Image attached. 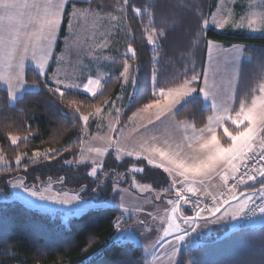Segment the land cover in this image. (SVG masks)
Segmentation results:
<instances>
[{"label": "snow or ice", "instance_id": "1", "mask_svg": "<svg viewBox=\"0 0 264 264\" xmlns=\"http://www.w3.org/2000/svg\"><path fill=\"white\" fill-rule=\"evenodd\" d=\"M78 2H82V0H0V62H4L7 68V71L0 72V83L7 86L10 107H14L15 103L22 100L30 90L39 93L41 84L50 95L58 97L61 104L71 111L72 120L81 122L80 144L81 154H83L85 143L83 128L87 127L92 113L84 114L82 102L66 100V97L77 91L96 97L102 93L104 84L100 78L91 76L87 77L85 82L82 73L78 78L79 83L70 80L67 75L61 72L65 57L57 56L54 51V46L60 39L59 31L63 26L66 14L67 27L71 29L68 36L65 37L69 41V48L76 41L77 26L80 21L95 16L91 5L88 9L77 10L75 6ZM69 3L72 4L71 12H68L67 9ZM259 6L264 8V0H261ZM129 8L137 17L143 18L145 14H148L151 19L152 13L148 11L147 7H136L131 3V0H123L122 5L119 8H114L113 11L123 13L126 20ZM219 9V13L214 14L211 20L207 18L203 20L200 27L205 35L201 36L198 32L196 37L198 41L207 39L206 33L210 25L214 24L219 30H223L225 27L228 20L225 13L230 10H226L223 4L219 6ZM255 15V13L252 14V16ZM105 18L110 27H118L120 20L118 15L109 12ZM245 19H247V23H245ZM258 22L260 27H256ZM233 24L235 27H247L252 32L259 31L264 35V12L260 13L258 20L252 17L241 18L239 22L234 21ZM149 28L147 42L152 46L154 53L150 77L151 97L148 103L143 104L140 111L156 109L157 112L155 120H149L143 128L146 132L157 129L159 122V125H163L165 129L179 130L180 138L175 143V148L172 145V132L170 131H161L159 135H151L139 145L138 149H129L121 144L119 135L121 129L117 128L116 124L119 123L125 108L136 100L140 90L139 66L137 65L136 74H132L129 72L131 66L128 59H125L123 62L124 71L120 73V78L123 79L122 88L131 84V91L127 93L128 102L118 106L116 101H122V96L117 97L116 100L104 101L105 105L109 103L112 105L111 111L115 113L116 124L110 125L111 132L115 135L107 137V143L103 148L89 147L88 153L95 155L84 156L83 159L91 160L92 167L87 175L94 179H99L98 173L103 172V163L97 161L95 156L103 157L105 154H111L110 150L115 152L117 162L127 156L134 157L136 161H146L149 166L162 168L163 172L167 173L171 179V185L164 191L174 190L176 199L167 201L169 205H172L171 214L168 216V225L164 229L163 236L153 245V250L157 251L165 244L175 251H180L182 248L187 250L186 238H189L191 233L196 232L203 225L226 220L229 217L232 221H238L241 218L250 219L254 216H264V60L257 65L255 76L251 78L244 90L241 89L238 70L231 71L226 78L218 79L217 70L214 69L210 81L208 66L197 71L195 64H192L191 67L185 65L182 71L174 73L171 82H182L178 83L176 87L166 89L161 86L159 76L162 73L158 68L160 41L167 38L166 27L158 28L150 23ZM128 34L132 35L130 28ZM107 35V33L104 34L105 38L96 45L97 48L108 47ZM213 47L214 42L207 39V51L210 58ZM223 51L225 53L231 51L234 54L224 61V70L228 71L229 69H238L239 64L243 61L242 54L249 49L246 45H234L231 50L224 49ZM88 54L92 55V51H89ZM124 55L126 57L130 55L135 60L136 50L131 43L128 44ZM97 59L99 57L93 56V60ZM103 59L110 58L105 56ZM247 59L251 63L253 57L249 55ZM53 60L57 65V71L50 75L48 70L51 68ZM26 62L33 64V71L39 77L38 82L28 84ZM110 78L106 75L105 82ZM192 104H199L202 111L211 113L199 128L194 122L188 126L183 120H174L182 108ZM101 111V107L95 108L96 114ZM192 120H196L195 113ZM149 125H151V129ZM8 139L12 145H16L21 138L9 134ZM23 139L27 141L29 137L26 136ZM72 147L75 145H69L62 151H69ZM60 155L61 150L50 149L43 154L33 152L31 160L33 163L41 158L51 161ZM20 162L21 156L17 155V167L20 166ZM81 162L76 161L77 164ZM64 163L71 166L72 161L64 160ZM0 164L7 165V161L2 156H0ZM5 170L11 171L7 167ZM131 171L142 173L145 169L133 165ZM229 171L231 176L228 174ZM213 173H223L221 179L228 190L227 195L232 200H240V207L235 211L228 210L232 205L224 192H221L219 196L209 193L211 203L201 200L198 195V193L207 192L204 178L210 179ZM104 175L107 176L108 173H104ZM177 177L181 179H177ZM197 178L201 179L197 180ZM64 180L65 177L61 176L59 183L63 185ZM229 180L232 181L231 185H229ZM248 182L253 183L249 184ZM8 183L12 188L20 189L26 194V196H22L17 192L15 195L18 199L24 200L29 207H40L36 203L37 201H51L62 206L65 214L70 215H75L88 207V202L83 201L79 194V191L84 190L83 188L71 193L66 190H56L54 195L51 194L54 191L51 177L43 187L36 184L28 185L21 177H15ZM197 183L204 186L203 190L194 186ZM255 184H259V187H255ZM185 185H188L186 189ZM241 185L245 186L246 190L249 188L251 190L247 192V195L241 191L237 196L235 189ZM144 187L148 188L149 186L145 185ZM112 190L114 192L123 191L115 184ZM157 199H160L159 195ZM181 202L184 205H192L193 214L191 216L177 215ZM226 205L228 207H225ZM118 206L122 209V215L129 211L123 204ZM49 211L57 210L49 209ZM140 223L144 224L145 222L141 220ZM114 224L119 239L121 238V218H117ZM232 227L238 229L241 225L235 223ZM169 236H172L174 244L167 240Z\"/></svg>", "mask_w": 264, "mask_h": 264}, {"label": "trees", "instance_id": "2", "mask_svg": "<svg viewBox=\"0 0 264 264\" xmlns=\"http://www.w3.org/2000/svg\"><path fill=\"white\" fill-rule=\"evenodd\" d=\"M217 1L131 0L136 7H147L152 13L151 19L148 14L140 18L131 8L128 10L125 21L132 35L127 39V45L131 43L136 50L135 60L131 56H117L110 66L108 76L111 78L104 82L102 93L92 97L74 92L66 100L82 102L84 114L94 113L95 108L102 107L105 100H115L122 89V63L128 59L132 74H136L139 66L140 90L136 100L120 116L118 125H125L151 97L150 77L154 53L146 37V28L150 29V23L158 28L165 26L167 31V38L160 41L159 48L161 86L167 89L182 82L171 81L173 74L182 71L185 65L191 67L195 64L197 71H201L206 62L207 39H210L227 45L243 43L248 47L249 51L243 53L240 68V85L244 90L255 76L257 65L264 60V37L240 33L222 34L209 28L207 39L198 41V32L201 36L205 35L200 26L215 10ZM122 3L123 0H90L78 2L77 5L83 8L91 5L92 9H99L107 15L109 12L117 14L113 9L119 8ZM70 5L67 7L68 12ZM67 23L66 14L56 52L61 50ZM249 55L253 57L251 63L247 59ZM26 79L30 84L39 81L38 75L30 67L26 70ZM40 89L39 93L34 91L24 95L14 107L8 105L7 92L0 91V153L7 161V165L0 168V264H145L141 246L115 240L117 229L114 222L122 215L117 207L89 209L79 216L64 219L57 212L32 209L9 197L8 181L15 177L23 178L28 185L41 187L51 177L54 190L71 193L83 188L79 191L81 199L99 203L119 201L120 192L112 190L114 184L135 193L137 190L134 183L148 185L152 192L160 193L170 186V178L162 170L133 158H123L117 162L111 150V154H106L102 162L103 172L98 173L99 179L88 176L92 166L76 163L81 149V122H74L71 111L61 104L58 97L50 95L42 84ZM129 91L131 87L126 94ZM194 113L195 121L192 120ZM210 114L202 111L199 104H192L182 108L176 118L194 122L199 128ZM9 134L21 138L16 145L11 144ZM26 136L29 137L27 141L23 139ZM69 145L75 147L62 151ZM50 149L61 150V155L51 161L41 158L36 163L32 162L33 152L43 154ZM17 155L21 156L19 167L16 164ZM64 160L72 161L71 166L65 164ZM133 165L144 167L145 171L133 173ZM6 167L11 171L5 170ZM61 176L65 177L63 185L59 183ZM243 190L251 189L246 190L244 187ZM223 233L224 236L207 238L183 251L178 259L179 264H264V225L236 230L227 235Z\"/></svg>", "mask_w": 264, "mask_h": 264}, {"label": "rangeland", "instance_id": "3", "mask_svg": "<svg viewBox=\"0 0 264 264\" xmlns=\"http://www.w3.org/2000/svg\"><path fill=\"white\" fill-rule=\"evenodd\" d=\"M245 1H251V2L256 3V4H248V5L244 6L243 4L245 3ZM260 2H261V0H221L220 5L223 4L225 6L226 10H228L227 7L234 6V4H236L237 6H239V4H240V6L233 8L232 10L229 9L231 11H226L225 15L228 17V20L225 23V27L223 28V30L217 29L214 24L210 25L209 28L214 29L218 33H222V34L240 33V34H244V35H248V36L264 37V35H262L261 32H259V31L252 32L249 29H247V27L239 28V27H235L233 24L234 21L239 22L241 20V18L252 17L253 19L258 20L260 13L264 12V8H261L259 6ZM253 5H255V7H253ZM78 7H76L77 10L89 8V7L83 8L80 6H78ZM216 7H217V5H216ZM240 7H241V10H240ZM92 10L95 13V16L94 17L90 16V17H87L85 19H82L80 21L79 25L77 26V38H76L75 43H73L72 47L69 48V41H67L65 39V37L68 36L69 32L71 31V29H69L68 27L66 30L67 31L66 35L62 40V41H64V43H63L64 49L62 52V57H65L64 65L70 64L69 66L75 67L76 70L78 69V64L73 63L72 59L75 60L76 55H82V52L84 50H85V55H88L89 52L86 49H88L89 46L92 47V49H97V48H93V46L96 47V45L99 44L100 41L105 38L104 37L105 33L108 34L107 35V42H108L107 50L108 51L113 52L114 51L113 46L115 44L114 42L117 41V45H118V40H120L122 46H121L120 52L118 51V46H117V54L120 53L122 56H125L124 54H125L127 46H128L127 45V39L129 38L130 35L128 34L129 31L127 29V24H126V21L124 19L123 13L113 14V15H118L120 17V20H119L118 27H110L108 20L105 18L106 14L102 13L101 10H99V9H92ZM219 10L220 9H218V11ZM71 11H72V7L69 10V12H71ZM214 11H216V10H214ZM214 11L212 12V14L207 19L211 20V18L213 17L212 15L214 14ZM218 11H217V13H219ZM217 13H215V14H217ZM253 13H255L256 15L252 16ZM235 17L237 18V20H235L236 19ZM245 23H247V19H245ZM256 27H260L259 22L257 23ZM147 31H150V29L146 28V37H147ZM90 37H91V39H90ZM213 42H214V47H213V50L211 53V58L209 57V53L206 49V62H205V66H208V68H209L210 81L212 79L214 69L217 70V78L218 79L226 78L230 74L231 71L238 70L239 74H240V68H241L242 62L239 64L238 69H229L228 71L224 70L225 69L224 61L226 59L230 58L234 54L231 53V51H229L228 53H225L223 50L224 49L231 50L234 45L240 46V45H244V44L243 43H232V44H229L230 47H227L228 45L225 43L218 42V41H213ZM103 50H106V48H103ZM122 65H123V63H122ZM217 65H219V68H217ZM55 67H57L56 64H55ZM123 69H124V67H123ZM129 70H130L129 72L132 73L131 69H129ZM109 73L110 72L108 70L107 75ZM122 84H123V79H122ZM130 87H131V84L129 83L127 86H125L121 89V93L118 97L122 96L123 100L122 101H120V100L116 101L118 106H122V104H125L127 102L128 96H127L126 92H127V89H130ZM101 108H102L101 113H99V114H96L95 112L92 113V115L90 116V119L88 121L87 127L84 128L85 135L83 136V139H84L85 143L83 145V154H81L82 149H80V153L76 159V161H82L79 164H90L92 166L91 160L85 161L83 159L84 156L95 155V154L88 153L87 149L89 147L103 148L107 143V137L109 135L114 134L111 132V127H110V125L115 124V122H116L115 113L113 111H111L112 105L110 103L107 105L104 104ZM156 112H157L156 109H148L145 111L139 110L136 113H134L135 115H133L132 118L138 122L137 124L139 126V129H143V131L145 133L138 134V135L136 134L137 136L135 138H132V136L130 135L129 138L126 140L120 139L121 142L123 143V145L130 146V149L135 146V148L138 149L139 145L145 139H148L151 135H159L160 132L164 129L165 131L172 132V145H173V148H175V143L180 138V131L179 130H176L173 128L165 129V127L163 125H159V122H158V128L157 129H152L151 131H148V132H146L144 130L143 126L145 124H147L149 120H155ZM174 120L178 121L176 116H175ZM189 124H192V123H189ZM149 128L151 129V125H149ZM152 131H153V133H151ZM121 135H124V133L122 131H121L120 136ZM161 143H163V141H161ZM105 155L103 157L96 155L95 158L97 159V161L103 162ZM0 156H2L1 153H0ZM3 166H4V164H0V168ZM160 170H162V169H160ZM222 174L223 173H221V174L213 173L211 175L210 179L205 178L206 179L205 185H208V188H210L211 190H215L216 188L221 187V185L223 187L224 183H223V180L221 179ZM228 174H229V176H231L230 171L228 172ZM169 182L171 185V179ZM134 185H135V188L139 189L140 191L142 190L141 188H143V190L145 189L144 186H141V185L137 186V184H135V183H134ZM224 188H225V186H224ZM237 189H235V191H236L237 196H239ZM148 190L153 191L150 187ZM55 191L56 190H54L51 194L54 195ZM17 192H19L22 196H26V194L23 193L22 190L12 188L10 185V194L11 195L9 197H11V199H13L15 201H18V202L28 206L24 202V200L18 199L16 197L15 194ZM155 192H156L155 198H154V196H150V195H148V196L141 195V197L131 196L130 193L125 192L124 196L120 197V200L117 203H113V202L99 203V202L91 200V199H82L83 201L88 202V207L83 209L81 212H78L75 215L65 214V212L62 210V206L56 205V204L52 203L51 201H43V202L37 201L36 203L38 205H40V207H30V208L37 209L40 211L50 212V213L57 212L60 215H62V217L64 219H66L70 216H79L89 209H96V208L109 207V206L120 208L118 205L123 204L124 207H126L129 211L124 212L123 215H121V217H120L121 218V225H120V227H121V234H120L121 238L118 239V233H117L115 240L117 242H120V243H124L126 241H131L134 244H137V245L140 244L141 245L143 243L141 241V237H143L147 233L145 231L144 224L148 223V221H149V225H150V227H152L151 226L153 224L152 216L154 214L158 213L159 219L163 218V216L167 215L168 211H166V210L167 209L170 210L171 206H172V205H169L167 203V201L169 199H171L170 192H162V193H160L159 191H155ZM247 192L248 191H245V195H247ZM163 194H164V196L162 198V201H159V199H157V196L158 195L161 196ZM226 197L230 200V203L232 205V207H230L228 209L230 212L235 211L236 209H238L240 207V200H232L231 197L228 195ZM29 199H31V198L29 197ZM225 207H228V206L226 205ZM49 209H54L57 211H49ZM137 209H139V210H137ZM246 210L247 209H245V211ZM222 211H223V209H222ZM149 214H151V215H149ZM157 219H158V217H156L154 222L157 223L158 222ZM229 219H231V218L229 217ZM141 220H143L145 223L141 224L140 223ZM224 221H226V223H228L230 227H232V225L237 222V221H232V220L229 222L228 219H226V220H220L219 223L224 222ZM253 223H258V224L264 223V218L259 217L256 220H254V218H252L249 225H252ZM123 224L126 226H124ZM205 226H206V228H209L211 226V223L207 224ZM214 236L216 237L217 235H214ZM214 236H211V237H214ZM218 236H224V233L221 232L218 234ZM169 237H172V236H169ZM169 237H167V238H169ZM151 239H152V237H151V235H149L148 239L145 240L146 241V243H145L146 251H147L148 255H149V250L153 249V247L148 248V244L150 243ZM186 240H187V238H186ZM170 241H172L173 244L175 243L173 239ZM192 246H194V245H191V247ZM167 247H169V245H166V247H164L162 249L159 248L156 251L155 255L158 254L159 260H160L161 256L163 255V252L165 251V249ZM158 261H157V263H158ZM187 264H190V263L188 262Z\"/></svg>", "mask_w": 264, "mask_h": 264}, {"label": "crops", "instance_id": "4", "mask_svg": "<svg viewBox=\"0 0 264 264\" xmlns=\"http://www.w3.org/2000/svg\"><path fill=\"white\" fill-rule=\"evenodd\" d=\"M89 1L90 0H82V2H89ZM220 2H221V0H218L217 7L215 8L216 11H214V14L217 13V11L219 9ZM248 4H256V3H253L251 1H245V3L243 5L245 6V5H248ZM78 6L79 5H77L76 7H78ZM239 6H240V4H239ZM239 6L234 4V6L227 7V8H228V10L229 9L232 10L233 8H236V7H239ZM67 7H68V5H67ZM71 7H72V4L69 6V10L71 9ZM240 10H241V7H240ZM235 20H237V18ZM60 31H61V29H60ZM60 31H59V36H60ZM61 42H62V46L63 47H61V50L59 52H56V45L57 44L54 46V51H55L57 56H62V52H63V49H64V44H63L64 41H61ZM114 43L115 44L113 46V48H114L113 52L108 51L107 48H106V50H103V48L101 49V48H97V47L93 46V48H97V49H92V47L89 46V48L86 49V50L88 52L92 51V55H89V54L85 55V50H84L82 52V55H76L75 60L72 59L73 63L78 64V69L77 70L75 69V67L69 66L70 64H66V65L63 64V66L61 68V72L63 74H65V75H67L70 78V80H72L74 82H77V83L80 82L78 78L81 76V73H82L83 77L85 78V82H86V78L91 76L92 78H100L102 83L104 84L105 76L107 75L108 70L110 71L111 64L117 59V56L121 55L120 53L117 54V46H118V51L119 52H120L121 46H122L120 40H118V45H117V41H115ZM227 47H230V45H228ZM93 56L99 57V59L93 60ZM105 56L109 57L110 59H108V60L103 59V57H105ZM90 61H91V63H90ZM55 64L56 63L53 60L51 68L48 70L50 75L53 72L57 71V67H55ZM29 67L33 68V64L30 63V62H26V70ZM122 67H123V65H122ZM122 70L124 71V69H122ZM5 71H7L6 65L4 64V62H0V72H5ZM28 84H30V83H28ZM6 88H7L6 85L0 83V91L4 90V91L7 92ZM29 92H34V90H30ZM77 92L78 93H83L82 91H77ZM83 94H85V93H83ZM178 121H180V120H178ZM137 123L138 122L135 121L133 118H130L125 125H121V126H119L115 122L116 127L121 129V131L124 133V135L120 136V139L126 140V139L129 138L130 135L132 136V138H135L138 134L145 133L143 131V129H139V126H138ZM185 124L188 125V126L191 125L187 121H185ZM121 131H120V134H121ZM162 131H165V130L163 129ZM230 131H231V129H230ZM221 132H222V130H221ZM151 133H153V131ZM113 135H115V134H113ZM121 144L123 145L122 142H121ZM123 146L130 149V146H126V145H123ZM133 148H135V146ZM133 148H131V149H133ZM123 158H133V159H135L134 157H127V156H124ZM150 167H153V166H150ZM153 168H155V167H153ZM157 169H159V168H157ZM160 169H162V168H160ZM177 179H181V178L177 177ZM199 179H201V178H197V180H199ZM204 181L206 182L205 178H204ZM223 183H224V181H223ZM248 183L252 184L253 182H248ZM135 184H137V183H135ZM138 185L139 184H137V186ZM255 185H259V184H255ZM133 186L135 187L134 184H133ZM141 186H143V185H141ZM194 186L195 187H200L202 190H203V187H204V186L200 185L199 183H197ZM206 186H207V192L206 193H203V194L198 193V195H200V198L211 199V195H209V193L212 194V195L219 196V194L222 191L225 190L224 186L222 187V185H221V187H218L215 190H211L210 188H208V185H206ZM177 187H179V185H177ZM184 187L186 189L188 187V185H185ZM244 187L245 186H243V185L238 187V189H237L238 194H239V192L242 191V189ZM120 189L123 190L122 192H120V197H123L125 192L130 193L131 196H139V197H141V195H144V196L150 195V196H154V198L156 196L155 195L156 192H152L151 190H148L149 187L145 188L144 190H143V188H141L142 189L141 191L139 189H136L137 193L128 191L127 189H124V188H120ZM243 191L245 192V190H243ZM189 194H191V193H189ZM170 196H171V199H176V194H175L174 190L171 191ZM162 198H163V195L160 196L159 201H162ZM171 208H172V206H171ZM119 209L122 212V209L121 208H119ZM166 211H168L167 215L163 216V218L159 219V214L158 213H156V214H154L152 216V219H153V224L151 225L152 227H150L149 221H148V223L144 224L145 231L147 233L143 237H141V241L143 243L141 245L138 244V246H141L143 251H144L145 264H156L157 261L159 260L158 259V257H159L158 254L155 255L156 251H154L153 249L149 250V255L147 254L146 245H145L146 241L145 240H147L148 236L151 235L152 239H151L150 243L148 244V248H150V247H153V245H155L156 241L161 236H163L164 229L168 225V216L171 214V209L170 210L167 209ZM177 215L191 216V212H190L189 208H187L185 205L181 204L180 211L177 213ZM156 217H158V219H157L158 222L157 223L154 222ZM259 217L260 218H264V216H254L253 218H254V220H256ZM239 220H241V219H239ZM239 220L236 223H238ZM228 221L230 222L231 219H228ZM177 222H179V221H177ZM262 225H264V223H261V224L253 223L252 225H250V227H259V226H262ZM124 226H126V225H124ZM236 230H237L236 228L230 227L229 224L226 223V221L221 222V223H219V222L211 223V226L209 228H206V226L203 225L196 232H194L189 238H187L186 243H188V248H189V247H191V245H197V244L203 242L205 239L210 238L211 236H214V235H218L221 232H226L225 234L227 235V234H229V233H231L233 231H236ZM168 241H170V240H168ZM126 242H131V241H126ZM131 243H133V242H131ZM135 245H137V244H135ZM166 245H168V244H165L164 247H166ZM183 251H186V250H184L182 248L180 251H175L172 247H170V246L167 247L165 249V251L163 252V255L161 256V258H160V260L158 261L157 264H177L179 256H180V254Z\"/></svg>", "mask_w": 264, "mask_h": 264}, {"label": "built area", "instance_id": "5", "mask_svg": "<svg viewBox=\"0 0 264 264\" xmlns=\"http://www.w3.org/2000/svg\"><path fill=\"white\" fill-rule=\"evenodd\" d=\"M231 183H232V181L231 180H229V185H231ZM222 192H224L225 193V195L227 196V192H228V190H227V188H225V190L224 191H222ZM188 195H191V194H188ZM201 200H203V201H205V202H208V203H211V199H203V198H201ZM181 204H183V202H181ZM187 208H189V210H190V212H191V215L193 214V207H192V205H185ZM247 211V210H246ZM253 218V217H252ZM252 218H241V220H239V225H241V227L240 228H238L237 230H241V229H246V228H249L250 227V222H251V220H252ZM192 234V233H191ZM173 238L172 237H169V238H167V240H172Z\"/></svg>", "mask_w": 264, "mask_h": 264}]
</instances>
